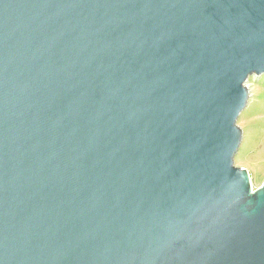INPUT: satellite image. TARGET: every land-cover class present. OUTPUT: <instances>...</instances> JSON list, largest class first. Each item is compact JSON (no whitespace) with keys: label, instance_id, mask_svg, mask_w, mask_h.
Masks as SVG:
<instances>
[{"label":"water","instance_id":"obj_1","mask_svg":"<svg viewBox=\"0 0 264 264\" xmlns=\"http://www.w3.org/2000/svg\"><path fill=\"white\" fill-rule=\"evenodd\" d=\"M262 74L264 0H0V264H264Z\"/></svg>","mask_w":264,"mask_h":264},{"label":"rangeland","instance_id":"obj_2","mask_svg":"<svg viewBox=\"0 0 264 264\" xmlns=\"http://www.w3.org/2000/svg\"><path fill=\"white\" fill-rule=\"evenodd\" d=\"M245 86L249 100L237 120L243 140L234 165L247 171L254 190L264 182V74L249 77Z\"/></svg>","mask_w":264,"mask_h":264}]
</instances>
